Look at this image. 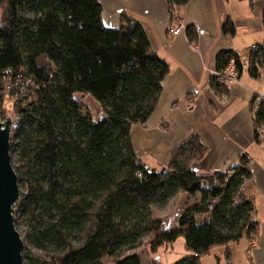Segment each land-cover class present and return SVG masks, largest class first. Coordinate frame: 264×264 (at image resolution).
<instances>
[{"label":"trees","instance_id":"1","mask_svg":"<svg viewBox=\"0 0 264 264\" xmlns=\"http://www.w3.org/2000/svg\"><path fill=\"white\" fill-rule=\"evenodd\" d=\"M188 1L166 0L170 28ZM101 13L98 0H0V87L29 82L13 102L18 123L9 145L22 187L12 217L18 231L25 227L23 261L103 264L113 257L112 264H142L136 253H121L153 234L151 251L183 237L191 254L172 264H200L216 245L252 240L258 229L254 206L241 193L251 176L247 158L199 174L192 163L207 147L197 135L173 148L167 165L157 169L136 154L131 128L153 113L169 65L151 49L141 23L122 14L120 24L109 27ZM222 29L235 31L231 20ZM185 31L196 42L194 26ZM230 59L241 74L238 53L220 49L209 78L216 93L229 91L219 78ZM261 66L259 45L249 56L248 73L257 77ZM78 94L90 95L99 113L93 115ZM260 105L254 126L264 121V101ZM180 192L197 198L181 208L175 226L163 228L150 207L165 206ZM30 245L48 253L37 256Z\"/></svg>","mask_w":264,"mask_h":264},{"label":"crops","instance_id":"2","mask_svg":"<svg viewBox=\"0 0 264 264\" xmlns=\"http://www.w3.org/2000/svg\"><path fill=\"white\" fill-rule=\"evenodd\" d=\"M98 1L105 26L117 27L122 14L131 16L141 23L151 49L169 65L153 113L144 125L131 128L136 154L145 166L157 169L167 165L173 148L197 135L207 147L206 155L192 163L199 174L224 171L247 158L251 176L241 193L253 203L258 229L252 240L238 241L247 242L246 264H264V139L256 134L251 106L256 96L264 97V66L257 77L248 73L252 44H264V0H189L179 12V22L171 26L181 27L174 35L166 0ZM229 20L235 31L227 35L222 25ZM188 25L197 30L196 42L187 39ZM220 49L236 51L242 64L238 82L228 91L229 100L221 104L209 85ZM80 96L76 98L84 102ZM231 244L222 245L227 264H233L235 256Z\"/></svg>","mask_w":264,"mask_h":264},{"label":"rangeland","instance_id":"3","mask_svg":"<svg viewBox=\"0 0 264 264\" xmlns=\"http://www.w3.org/2000/svg\"><path fill=\"white\" fill-rule=\"evenodd\" d=\"M3 100L1 101V105L5 106L4 108H1L2 115L7 116V118L12 117L15 112L14 105L12 103V100L10 97L3 96ZM81 100H84L86 106L89 108L90 112L95 115L99 113V105L97 102L92 100L88 95L85 97L80 96ZM229 100V98H228ZM227 100V101H228ZM226 101V102H227ZM219 102V100L217 101ZM220 103V102H219ZM221 104V103H220ZM253 105V101L251 103V106ZM253 108V107H252ZM17 162H14V165H16ZM17 183H18V177H17ZM19 185V183H18ZM22 191V187L19 185V192ZM197 198L196 195L188 196L186 194H183L180 192L179 194L175 195L173 199L170 200L169 203H167L165 206H151L150 211L153 217H160L163 221V228L171 229V227L175 226L177 221V215L180 213L181 208L190 202L192 200ZM19 234L20 237L23 234V231L25 230V227L20 224L19 226ZM153 237V234H149L147 236H144L141 238V243L138 245V247L134 249H127V251H124L121 253V255L127 254V253H136L141 258L142 264H151L154 259L158 264H172L173 262L182 259L184 256H187L191 254L185 247L184 238L179 237L177 238L172 246L170 244H164L160 248H158L156 251H151L150 245L148 244L149 240ZM247 242L244 239H241L238 241V243H233L230 245V248L232 252H234V260L233 264H246V257L247 251H246ZM30 249L34 253H36L37 256H46L48 253L46 249H40V248H34L30 245ZM223 246L222 245H216V247L212 248L209 252V254H206L201 260V264H227L226 260L223 257ZM219 259V261L216 263V259ZM115 258L113 257H105L103 260V264H112ZM23 261V259H22ZM22 264H26L24 261Z\"/></svg>","mask_w":264,"mask_h":264},{"label":"water","instance_id":"4","mask_svg":"<svg viewBox=\"0 0 264 264\" xmlns=\"http://www.w3.org/2000/svg\"><path fill=\"white\" fill-rule=\"evenodd\" d=\"M10 123L9 118L0 120V264H22L23 240L12 217L20 194L10 161Z\"/></svg>","mask_w":264,"mask_h":264},{"label":"built area","instance_id":"5","mask_svg":"<svg viewBox=\"0 0 264 264\" xmlns=\"http://www.w3.org/2000/svg\"><path fill=\"white\" fill-rule=\"evenodd\" d=\"M180 26H174L173 28H170L169 31L172 35L174 34H178L180 33ZM259 45L257 44H252L250 50L251 52L252 51H256V49L258 48ZM260 47L262 49H264V44L263 45H260ZM222 75L220 76L219 78V83H222L223 85H225L226 89H230V87L232 86L233 83H236L238 82L239 80V73L237 72V68H236V64L235 62L233 61V59H230L229 63L226 65V67L224 68L223 72L221 73ZM21 77V76H20ZM19 77V78H20ZM11 84V85H10ZM3 85L4 87H0V94L2 95V99L1 101L3 100V96H6V97H10V99L12 100V103L15 102L16 100H18L17 98V93L18 91L20 90L22 94V92H25L26 89H27V85H29V82H26V80H24L23 82H20V80H15L13 83H5L3 82ZM21 85V86H20ZM20 86V87H19ZM8 89V91H11V93H6L4 92L5 89ZM19 91V92H20ZM213 96L215 97V99L220 103H225L229 96H228V93L227 92H224V93H216V92H213ZM0 101V103H1ZM264 101V97L263 96H256L253 100V114H255V112L258 111L259 107L261 106L260 104ZM5 106L1 105L0 104V110L1 108H4ZM7 119V116H4L2 115V111H1V115H0V120L2 122H4L5 120ZM9 119L11 120V123H10V135H12V133L14 132V130L17 128V123H18V117L14 114L12 117H9ZM255 131H256V134L264 139V121L260 124H257L255 126ZM251 244V243H250ZM253 244H251L250 246H252Z\"/></svg>","mask_w":264,"mask_h":264}]
</instances>
